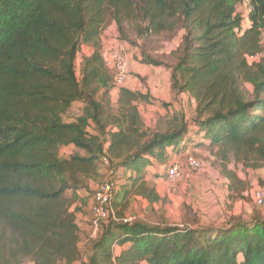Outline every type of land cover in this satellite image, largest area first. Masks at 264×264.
<instances>
[{"label": "trees", "instance_id": "obj_1", "mask_svg": "<svg viewBox=\"0 0 264 264\" xmlns=\"http://www.w3.org/2000/svg\"><path fill=\"white\" fill-rule=\"evenodd\" d=\"M112 22L141 63L170 72L154 125L140 108L151 94L116 87L103 57ZM263 53L264 0H0V264H264V211L124 220L138 198L163 200L150 177L166 176L172 150L212 161L246 198L230 164L264 171ZM104 157L124 181L92 239L79 215L90 223Z\"/></svg>", "mask_w": 264, "mask_h": 264}, {"label": "rangeland", "instance_id": "obj_2", "mask_svg": "<svg viewBox=\"0 0 264 264\" xmlns=\"http://www.w3.org/2000/svg\"><path fill=\"white\" fill-rule=\"evenodd\" d=\"M248 6L245 4L239 5V10L244 13L245 16L248 14ZM245 24H248V21H245ZM102 52L105 53L107 48L111 45H115L117 43H123L128 50V54L130 56V63L131 62H138L141 63L140 60H138L140 55V48L136 45H134L130 40H124L122 35L120 34L118 27L116 23L112 22L110 23L107 28L105 29L103 35H102ZM129 38L133 39V36L129 34ZM141 44V42H138ZM162 46V47H161ZM173 44L171 42H165L163 45H160V47H153L152 49L159 50L161 52H170L173 49ZM151 49V50H152ZM90 50L86 46L84 48L83 53H88ZM107 52V51H106ZM155 53V51H153ZM160 53V52H159ZM157 54V53H155ZM160 55V54H159ZM80 59H78V62ZM131 74V73H130ZM160 78L163 76L164 81L166 82L167 76L164 72L160 73V75L155 72V70L151 71L148 70L147 75L144 76H137L139 83L141 85H138L136 88H139L140 91L143 90V92H149L151 94V90L153 91L154 95L165 97L166 96V88H164V85L159 84L157 81V77ZM143 78V79H142ZM131 86V82L125 84ZM152 96V94H151ZM114 99L117 97V94L113 93ZM154 100L160 102L163 98H157L152 96ZM186 100V97H184V101ZM170 101L165 103H169ZM175 106L179 109L181 108L180 104H175ZM140 108L144 117L145 122L148 125H154L156 117L163 112V116L166 115V106H162L161 104L155 102L151 104L142 103L140 104ZM71 113V112H70ZM73 153V150L70 148H64L62 150L63 156H68ZM204 156H207V152H202ZM190 156L188 153H185L182 155L181 159L185 163L187 157ZM204 162L208 170L212 172L213 174H216V172H219V169L217 168L216 172L211 167L209 163L205 160ZM237 170L242 171L243 175L246 177H251L252 185L247 193L246 198H244V202H237L235 204L230 205L229 203H223V205H216V207L213 209V204L209 200L205 199V202H203L204 193H207L208 191H204L202 187L200 186L201 183L198 182L202 179V177H207V180H212L213 177L208 171H202L196 174L193 171H187L185 170L184 173L181 174V176L175 180L170 181L167 177L166 168H163L162 171L166 173L163 177L165 181H159L158 188L160 192H162V198L163 200L159 203H156L154 205H150L146 200H143L141 198H138L134 201L131 209L127 213V215L133 217V218H141L146 219L150 222H156L163 218L168 219L170 222L174 224H179L182 222V220L185 218V215H187L188 211H190V207H192L197 214H200L202 219L205 221L207 220H221L225 216L233 214H239L242 215L244 218H248L250 213H252L254 210H260L264 211V207L256 206L253 199V193L257 187H259L262 183L261 180L264 179V171L262 172H253V171H246L242 169L241 167H237ZM106 171V170H105ZM153 171H155L153 169ZM124 171L120 170L118 177L123 179ZM106 178V173L103 174L102 177L98 178L95 181H89L90 185L94 190L97 189L98 185L104 181ZM120 185L121 182L124 180H118ZM205 187V186H204ZM118 188V187H117ZM227 198V196H225ZM206 205V206H205ZM81 222V221H80ZM85 234V233H84ZM82 248H84V244H82ZM30 264V263H28Z\"/></svg>", "mask_w": 264, "mask_h": 264}, {"label": "built area", "instance_id": "obj_3", "mask_svg": "<svg viewBox=\"0 0 264 264\" xmlns=\"http://www.w3.org/2000/svg\"><path fill=\"white\" fill-rule=\"evenodd\" d=\"M106 51L105 53L102 52V54L107 66L113 71L116 87L125 86L130 78V56L127 47L123 43H117L109 46ZM260 56H264V53ZM257 58V56H253L249 57V60L253 61ZM103 163L106 167V178L95 190L94 204L91 208V231L89 237L92 239L96 237L101 223L107 220L111 213H114L112 201L119 183L117 177L120 170L110 167V160L108 157H104ZM184 167H188L195 172H200L204 169L205 162L194 156H188L185 163L177 159L166 167L168 179L170 181L177 180L181 176ZM253 199L256 206L264 207V185H260L255 189ZM132 219L134 218L127 215L124 220L129 221Z\"/></svg>", "mask_w": 264, "mask_h": 264}, {"label": "crops", "instance_id": "obj_4", "mask_svg": "<svg viewBox=\"0 0 264 264\" xmlns=\"http://www.w3.org/2000/svg\"><path fill=\"white\" fill-rule=\"evenodd\" d=\"M148 70H151V71L155 70V72H157L159 75H160V73L164 72L166 74V76H167L166 82L164 81L165 78H163V76L161 78H160V76L157 77L158 83L159 84L162 83V85H164V88L167 87L166 88V90H167L166 91L167 98H165V97L163 98L161 96H156V95H154L153 91L151 90L152 96L157 97V98H163L162 101L158 102V101L155 100V102H157V103L162 105V102L171 101L172 100V94H171V89H170V72L168 70L162 68V67L146 65V64L138 63V62H131L130 63V73L131 74H130V78H129V83L131 82V86L130 85H126V86L131 88V89H134V90H140L139 88H136L138 85H141V83H139V80H138L137 76H141V75L144 76L145 74L147 75ZM113 93L117 94L118 90H115ZM183 97H186V96L184 95ZM159 112L161 113V115L164 114L160 110H159ZM192 128L195 129V127H192ZM200 139H202V135L195 136V140H200ZM183 154H185V153L174 152L173 150L170 151L169 159H168V161H169L168 165L171 164L173 161H175L177 159L182 160L181 157H182ZM207 163H209L211 165V167L214 169V171L216 172L217 167L214 166L212 161H207ZM164 167L165 166H162L160 168V172H162V169ZM205 167H206V165H205ZM205 167H204V169L202 171H206L207 170L208 173H210L212 175L213 179L212 180H207V177L203 176L202 179L198 181V182L201 183L200 186L202 187V189L204 191H208L207 193H204L203 202H205V199L206 200L208 199L209 200V204H210V201H211L212 204H213V209L216 207V205H223V203H229L230 205H232V204H235L237 202H244L245 199H235V200L232 199L231 195H234V194H232V192L230 191L231 182L226 176L222 175L220 173V171L218 173L216 172V174H213L207 168L205 169ZM239 167H241V166H239ZM230 168L233 169V170H236V173H237L238 177L241 178L244 181H248L250 183V187H251L252 182H251L250 175H249V177H246L245 175H243L242 171L237 170V167L235 166L234 163L230 164ZM241 168L243 169V167H241ZM185 170L192 171L188 167H184L182 169V173H184ZM202 171H200V172H202ZM248 171H250V170H248ZM193 172H195V171H193ZM195 173L198 174L199 172H195ZM257 173H259V172H257ZM150 180H152L156 184V188H157L159 194L162 196V192H160V190L158 188V184H159V181H165L163 179V177L153 178L151 176ZM248 191L243 192V195L247 196ZM225 196H227V198H225ZM252 213H250L248 218L252 215ZM198 215H199V219H200V224H211L212 223V224H215V225H222V224L226 223V221L229 219L230 215H233V214L230 213V215L225 216L221 220H207V221L202 219L200 214H198ZM236 215H239V214H236ZM79 225H80L81 229L84 231V233L86 234V236L89 235V233L91 231V227H90L89 216L88 215H84V214L80 213V215H79ZM82 244H84V242H82Z\"/></svg>", "mask_w": 264, "mask_h": 264}]
</instances>
